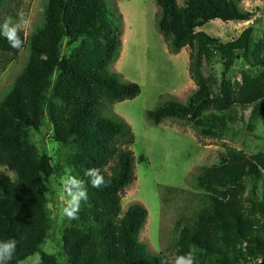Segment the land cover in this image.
<instances>
[{
	"label": "trees",
	"instance_id": "obj_1",
	"mask_svg": "<svg viewBox=\"0 0 264 264\" xmlns=\"http://www.w3.org/2000/svg\"><path fill=\"white\" fill-rule=\"evenodd\" d=\"M10 2L0 0V21L6 19L3 13ZM156 3L157 26L169 48L176 53L186 46L192 49L189 71L196 89L185 102L170 97L148 110L147 118L154 124L166 118L185 120L207 136L241 119L249 130L258 120L264 122V34L253 40L249 26L224 43L197 30L210 20H248L253 13L240 0ZM42 12L31 32H23L27 60L0 101V167L11 172L0 169V240L18 242L10 264H23L36 253L41 257L38 264H171L166 255L149 252L139 239L148 209L141 203L127 209L122 205L123 193L135 178L130 148L135 136L113 105L138 96L141 86L111 69L122 45L121 22L107 0H47ZM21 49L0 36V57L17 56ZM217 54L224 65L219 88L212 85L217 77L205 72ZM240 57L258 71L247 70L241 81L232 83L227 73ZM44 124L54 140L74 148L67 164L72 174L87 182L88 199L81 204L79 219L65 228L57 253L42 249L51 227L43 185L56 168L28 134ZM225 149L219 162L193 172L192 184L200 190L198 207L176 223V256L198 249L224 255L206 264H248L227 256L241 253L246 245L264 261V174L255 156L228 144ZM259 160L264 163V154ZM92 167L101 169L106 187L91 186L84 173ZM183 191L163 185L162 198H175Z\"/></svg>",
	"mask_w": 264,
	"mask_h": 264
},
{
	"label": "rangeland",
	"instance_id": "obj_2",
	"mask_svg": "<svg viewBox=\"0 0 264 264\" xmlns=\"http://www.w3.org/2000/svg\"><path fill=\"white\" fill-rule=\"evenodd\" d=\"M47 0H11L10 9L3 15L14 20L23 14L30 20L29 34L42 16ZM108 6L121 22L120 54L112 64L120 78L133 81L141 86V92L132 99L116 102L113 109L125 117L134 133V143L130 148L135 156V178L127 186L122 196V205L127 209L133 203H141L148 209V215L141 229L139 239L152 254H164L172 264L176 257L179 230L177 221L189 217L198 207L200 190L193 184L195 170L205 164L220 161L225 153V144L242 149L256 157L255 161L264 174V163L259 155L264 154V122L260 119L255 128L249 130L246 120L241 119L218 132L216 136H207L200 128L193 127L185 120L166 118L159 124L152 123L146 116L150 109L173 97L185 102L196 89V83L189 71L191 47L186 46L179 52L169 48L167 38L157 26L156 0H107ZM180 4L184 0H178ZM240 5L250 10L253 15L248 20L214 19L197 30H204L228 42L239 37L249 26L253 27V40L264 34V0H240ZM28 54L27 46L17 56L3 54L0 60L4 67L0 69V101L11 88L15 76L23 68ZM250 70L249 63L240 57L227 73V78L236 83L241 81L242 73ZM224 65L221 54H217L211 64L205 68L206 74L217 77L212 85L219 88ZM56 77V76H55ZM29 139L36 145L40 154L47 152L52 159L56 172L44 183L43 188L48 199L46 212L51 227L42 245L48 253H57L64 230L70 225L68 218L62 215L61 178L67 169L70 153L74 150L69 144L59 143L53 139V131L46 124L38 130H29ZM7 171V168L0 167ZM184 189L178 197L162 198V186ZM240 252H229L228 258L241 259L248 264H263V257L258 252L240 247ZM196 264L219 262L222 255H207L198 249L191 251ZM41 260L36 253L23 264H38ZM59 262L63 257L58 256Z\"/></svg>",
	"mask_w": 264,
	"mask_h": 264
},
{
	"label": "clouds",
	"instance_id": "obj_3",
	"mask_svg": "<svg viewBox=\"0 0 264 264\" xmlns=\"http://www.w3.org/2000/svg\"><path fill=\"white\" fill-rule=\"evenodd\" d=\"M19 18L14 20L8 17L0 21V36H3L14 49H21L24 44L23 32L30 27V20L22 13L18 14ZM72 169H67L65 175L61 178V196L62 215L69 220L79 219V211L82 202H86L87 182L72 174ZM84 175L89 178L93 188L106 187L107 182L101 169L92 167L85 170ZM17 241L13 238L0 240V264H10L13 259ZM172 264H196V258L190 251L186 254L178 255L174 258Z\"/></svg>",
	"mask_w": 264,
	"mask_h": 264
}]
</instances>
